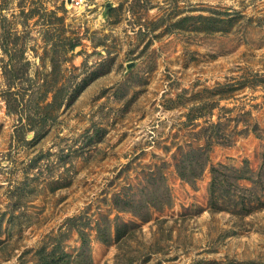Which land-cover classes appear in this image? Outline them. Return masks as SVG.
Returning <instances> with one entry per match:
<instances>
[{
	"label": "rangeland",
	"instance_id": "374dc122",
	"mask_svg": "<svg viewBox=\"0 0 264 264\" xmlns=\"http://www.w3.org/2000/svg\"><path fill=\"white\" fill-rule=\"evenodd\" d=\"M45 252L264 264V0H0V264Z\"/></svg>",
	"mask_w": 264,
	"mask_h": 264
},
{
	"label": "trees",
	"instance_id": "16d2710c",
	"mask_svg": "<svg viewBox=\"0 0 264 264\" xmlns=\"http://www.w3.org/2000/svg\"><path fill=\"white\" fill-rule=\"evenodd\" d=\"M5 102H6L7 108L9 110L16 111L18 103L14 102V98L10 97V93H8V96L5 97ZM213 189H214V187H213ZM41 251L44 252L45 250L42 249ZM41 260H42V264H65L67 262V258L63 252H60L57 255L48 254L45 252V256H42Z\"/></svg>",
	"mask_w": 264,
	"mask_h": 264
},
{
	"label": "built area",
	"instance_id": "2783aa9c",
	"mask_svg": "<svg viewBox=\"0 0 264 264\" xmlns=\"http://www.w3.org/2000/svg\"><path fill=\"white\" fill-rule=\"evenodd\" d=\"M75 2H79V0H74Z\"/></svg>",
	"mask_w": 264,
	"mask_h": 264
}]
</instances>
